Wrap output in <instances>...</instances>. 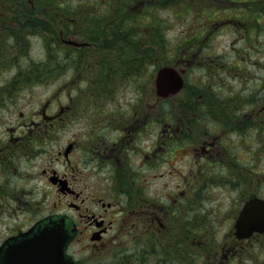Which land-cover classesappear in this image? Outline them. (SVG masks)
Masks as SVG:
<instances>
[{
  "label": "rangeland",
  "instance_id": "374dc122",
  "mask_svg": "<svg viewBox=\"0 0 264 264\" xmlns=\"http://www.w3.org/2000/svg\"><path fill=\"white\" fill-rule=\"evenodd\" d=\"M82 1L89 2L81 16L77 17L78 23L72 25L80 27L77 34L72 35L77 41L87 40V34L83 32L85 28H88L90 37L96 38L99 30L104 32L109 29L115 20L112 17L105 22L93 17L98 13L101 0ZM24 2L26 12L18 9L0 14V147L4 143L8 145L6 153H0V157L5 156V161L0 162V196L8 197L0 203V240L6 234L3 228L5 222L9 223L4 225L6 228L11 225L21 228L30 224L29 220L38 210H41L38 215L55 210L52 203L58 201V197L54 193V185L46 179L48 172L45 174V169L67 172V160L85 165L93 154L88 151L90 139L95 143L100 141L98 138L105 141V138L117 135L120 125H123L121 117L126 119L130 106L134 105L138 96H141V106L150 104L154 108L153 129L146 136L151 140L149 146L143 142L136 148L139 156L157 146L164 123L171 120L169 116L173 118L171 122L174 125L178 124L181 112H192L190 107L194 101V111L211 119V122L204 120L202 128L189 126L181 137L190 141L196 139L199 133L207 136L208 142L216 141L220 152L228 148L231 153H237L238 163H242V157L248 158V171H255L248 174V180L252 177V180L262 177L261 180H264V0H141L130 16L143 15L144 8L148 9L151 5L149 16L152 20L143 23L149 25L150 32L139 26L140 38L135 39L130 37L133 30H125L121 36L123 52L119 57L111 55L107 46L98 47L100 53L113 56L105 60L106 69L101 70L99 76V66L97 59L93 58L92 49L83 47L81 57L66 53L65 50L71 48L61 39L71 35L61 34V28L55 25L52 10L50 14H42L41 11L47 8L45 4ZM30 4H37L40 11H31ZM70 4L74 9L78 6L76 0H70ZM258 14L259 25L255 21ZM34 15L48 20L50 25L43 26L40 21H34ZM111 16L116 18L115 13ZM116 19L118 23L120 17ZM258 26L261 27L255 32ZM247 28L259 37L253 45L239 41L242 35L248 33ZM196 36H200L201 40L196 48L185 52V60L179 66L184 69V88L161 104L154 88L158 67L172 65L173 58L179 56L176 50H185V41ZM145 47H151L154 52L142 63L141 76L137 81L125 70L136 64V55L142 53ZM194 51H202L204 58H191ZM206 56L219 57L215 64L210 65V82L204 80L203 68H199L200 63L206 65L203 61ZM119 63L123 65L124 72ZM77 68H81L80 72H76ZM235 72L239 73V77L234 75ZM242 75L246 78H240ZM97 82L99 84L95 85ZM102 85L105 88L103 93ZM42 110L48 118L45 122L40 117ZM213 124L217 127L215 132ZM253 126L258 128V136L252 131ZM37 132L41 134L36 139ZM21 139L29 143L26 150L21 147ZM69 142L75 143V149L67 157L63 151ZM174 147L178 149L180 144ZM179 159L181 157L177 154L172 156L173 161ZM162 164L144 162L141 169V178H144L141 183L138 180L135 192L128 184L117 186L129 188L130 193H139L137 196L154 197L155 203L163 209L181 205L182 220L169 217L166 222H182L186 231L201 228V231H207L208 236L213 232L216 237H221L230 227L233 212L240 203L237 192L255 189L264 194L263 182L255 184L257 187H227L225 180L238 177H229V170L220 171L224 169L223 165H199V169L204 168L201 169V182H197L194 173L190 172L183 182L184 160L174 167ZM117 174L119 180L123 173L119 171ZM147 175L156 176L150 179ZM238 175L243 174L240 172ZM246 175L243 176L245 179ZM187 182L189 185L185 186ZM48 193L47 199L41 198ZM167 193L170 197L165 198ZM138 204L146 203L139 201ZM148 238L144 236L142 242L125 243L115 256L109 254L108 257L118 263L125 256L130 259L129 264H137L132 251L137 247L132 246L137 243L149 246ZM164 249L157 247L155 252H148L147 263L180 264L176 251H170L165 262L159 261L157 254L165 258ZM79 253L76 257L84 261L89 259V254L83 258ZM253 255L256 256L255 253ZM183 263L194 264L191 257Z\"/></svg>",
  "mask_w": 264,
  "mask_h": 264
},
{
  "label": "flooded vegetation",
  "instance_id": "af4514ba",
  "mask_svg": "<svg viewBox=\"0 0 264 264\" xmlns=\"http://www.w3.org/2000/svg\"><path fill=\"white\" fill-rule=\"evenodd\" d=\"M25 6L24 0H0V14L18 9L22 12ZM30 6L36 10L39 9L37 4H30ZM70 20L74 24L76 18L71 16ZM146 32L148 33L149 30L147 29ZM248 40H250L249 35H242L239 41L249 43ZM86 48L92 49L93 52V44H88ZM198 55H201V51L198 52ZM140 103L141 100H135L134 105L130 106L126 119L121 117L123 125H120L117 135L105 138V141L98 138L97 140L100 141L95 143L90 139L91 147L88 151H92L93 154L85 165L67 160L69 162L68 165H65L66 168H69L67 172L60 173L53 168L45 169V174L48 172L46 179L54 185V193L58 197V201L52 203V208L55 210L39 215L41 210H38L37 214L29 220L30 224L21 228H15L12 225L6 228L4 225H9V223L5 222L3 228L6 230V234L0 240V247L12 245L11 242L15 238L8 243H4L5 239H11L35 225L37 233H41L43 230L49 231V228L50 231L53 229L54 233L51 234L54 241H57V235L60 232H63L61 235L68 236L65 251L72 258V264H129L130 259H126L125 256L115 263L117 261H112L108 255L115 256L119 247H124L125 243L130 244V241L142 242L144 236L149 237L147 242L149 246L140 243L132 246L137 247L135 250L132 249L134 251L133 259L137 264L141 259L144 264H148V252H155L157 247L161 249L166 247L164 249L165 258L157 254L158 260L162 262L168 259L170 251H176L180 264H184L183 261L189 260L190 257L194 264H264V232H254L250 237L241 238L236 236L234 228L235 218L244 202L250 194L264 197L260 191L250 189L248 192L244 190L237 192V200L240 203L236 211L233 212L234 217H231L230 227L221 237H216L213 232L208 236L207 231H201L199 225L200 229L198 230L186 231L182 222L167 224L166 221L169 217H179L182 220L184 214L180 212L181 205L163 209L161 205L155 203L154 197L137 196L139 193H133L138 180L141 183L144 178H141L144 162H162V166L167 163L174 167L184 160V171L181 174L183 182L189 172L194 173L197 182H201V169L204 168L199 169V165H223L224 169H219L220 171L227 172L229 170V177L230 175L238 177L225 180L227 187H257L255 184L258 182L264 183V180H261L263 177L256 180L247 179L249 174L248 158L242 157V163H238L237 153H231L228 148H223V152H220L221 149L216 146V141L208 142L207 136H203L201 133L196 139L190 141L181 137L182 134H185L187 127L197 125L195 128H202L201 122L208 120L203 114H197V110L189 112V114L181 112L176 125L171 122L173 118L169 116L171 120L164 123L157 146L149 151L147 148V152L139 156L136 148L143 142L149 146L151 137L146 138V136L151 134L149 130H152L154 125L152 105L141 106ZM192 104L194 105V101ZM190 110L192 111V108ZM40 113L42 122L47 121L48 118L44 115L43 110ZM217 121L219 120L217 119ZM208 122H211V119ZM219 126L221 125L219 124ZM213 127L215 128V126ZM204 133L207 134L208 131L205 130ZM40 134L37 132L35 138L37 139V135ZM68 144L70 145L67 157L75 149L74 142ZM175 144H180V147L175 148ZM221 145L224 144L221 142ZM7 146L4 144V148L0 147L1 154L6 153ZM81 154L77 153L76 155ZM175 154L179 155L181 159L173 161L172 156ZM88 155L91 154L88 153ZM4 161L5 156L3 155L0 157V162ZM234 170L237 171L234 172ZM119 171H122L123 176L118 180L117 173ZM240 172L243 175L239 176ZM244 174H247L246 179L243 177ZM155 176L147 175L150 179ZM136 177L138 178L135 180ZM118 184L124 186L128 184V187L130 186L133 191L130 193L128 192L129 188H120L117 186ZM187 185L189 182L185 183V186ZM141 186L143 187V185ZM179 186L177 183V187ZM49 194L41 198L47 199ZM168 197L170 194L167 193L165 198ZM6 198L8 197L0 196V203ZM139 201H144L146 204H138ZM164 215L165 219L163 220ZM54 246L47 245V247ZM139 247H144V249L140 250ZM78 253L83 258L89 254V259L81 260L76 257ZM254 253L256 256L253 255Z\"/></svg>",
  "mask_w": 264,
  "mask_h": 264
},
{
  "label": "trees",
  "instance_id": "16d2710c",
  "mask_svg": "<svg viewBox=\"0 0 264 264\" xmlns=\"http://www.w3.org/2000/svg\"><path fill=\"white\" fill-rule=\"evenodd\" d=\"M29 3H37V1L41 4H45L46 5V11H41L42 14L46 13V14H50L51 10L53 15V19L56 21L55 25H57L58 27H60V31H62L63 35H73V34H77V32L79 31L80 27H73L71 21H70V17L73 16L74 18L81 16L83 9L87 7V4L89 1H82V0H76L77 2V7H72L70 4V0H28ZM170 1V0H169ZM141 2V0H101L98 4H100V7H97V14H94L93 17H97L98 20L100 19H104L105 22L108 21V19L112 18L115 19L112 23L113 25H111L109 27V29L105 30L103 32V30H99L97 33V37H93V36H89L88 35V28H85L83 30V32H85L87 34V42H95L93 44V52L95 55L93 58L97 59V64L99 66L98 69V76L100 75L101 70H105L106 69V59L109 58H113V56L107 55L106 53H100V49H98V47L100 48V46L105 47L107 46V51L111 54L114 55V57H119V55L122 54L123 50L121 49V36L123 34V32L128 31V30H133V33L131 34V38H140V36H138L139 31L141 32V30L138 29L139 26H142L145 29H148L150 32V27L149 25H144L143 23H150L152 18L151 16H149V12L151 13V5L147 8H144L143 10V15H136V16H130V12L132 10H134V8ZM97 4V5H98ZM155 8V7H154ZM33 12H36V9L31 8L30 9ZM38 11H40L38 9ZM22 12H26V9H23ZM113 13L116 14V18H119V22H116V18L115 16H111ZM110 15V16H109ZM260 14L257 15L255 21L257 22V24L259 25V16ZM141 17V18H139ZM34 21H40L41 25L45 26V25H50L48 20H44V19H39L37 17V15H34L33 17ZM78 23V21H76ZM142 24V25H141ZM110 25V24H107ZM106 26V25H105ZM264 27V24L263 26ZM49 28V27H47ZM46 28V29H47ZM44 29V30H46ZM248 29V33L246 34L247 36L249 35L250 40H248L249 45H253L254 42H256L257 40V36H254L252 32V30L250 28ZM260 29V27H257L256 31ZM254 32V31H253ZM104 35V38L102 40V36ZM109 35H111L110 37H108ZM129 33L126 34V36H128ZM86 40V39H85ZM199 37H194L192 38V40H187L185 41L186 43H184L183 46L186 47L185 50L178 48L176 50V53H179L178 58H173L172 63H177L179 60L183 59L184 57H181L183 55V52H188L191 50V48H195L198 44ZM69 48H71V50H65L66 53H72V55H79L81 57V53L82 50L81 49H77L75 47H71L69 46ZM153 49L151 47H145V49L143 50L142 53H139L136 55L135 58V65L131 66L129 69L125 70L126 72H129L133 77H136L137 81L139 79V77L141 76L140 73V69L142 67V63L146 62L149 58L152 57L153 55ZM141 54V56H140ZM98 55V57H97ZM139 57V58H138ZM88 58V57H86ZM83 60V59H82ZM210 60H217L214 57H210V58H205L203 61L206 64V67L203 68V78L204 80H208L210 82V78L208 76L209 71H210ZM85 65V63H84ZM118 66L122 69V71L124 72L123 69V65L121 63L118 64ZM225 67H223L224 69ZM212 69V68H211ZM81 68H77L76 72H80ZM242 77L246 78L245 76L242 75ZM202 78V79H203ZM103 81V79H102ZM99 83L97 82L95 85H98ZM210 84V83H209ZM208 84V85H209ZM206 85L205 88L208 86ZM202 86V85H201ZM103 89L101 90V92L103 93L105 91L104 85L101 86ZM204 87V86H203ZM205 90V89H204ZM209 97V96H208ZM207 97V98H208ZM141 98V96H140ZM138 96V100H141ZM209 99V98H208ZM250 101V100H249ZM251 102V101H250ZM253 104V102L251 103V105ZM257 132V131H256ZM30 139V138H29ZM28 142V141H27ZM34 143V141H33ZM35 144V143H34ZM25 147V150L27 148H29V143L26 144V139L21 141V147ZM2 148H4V146H2ZM144 263L143 259H141L140 264Z\"/></svg>",
  "mask_w": 264,
  "mask_h": 264
},
{
  "label": "water",
  "instance_id": "95a60500",
  "mask_svg": "<svg viewBox=\"0 0 264 264\" xmlns=\"http://www.w3.org/2000/svg\"><path fill=\"white\" fill-rule=\"evenodd\" d=\"M63 41L75 46L82 44L72 39ZM154 86L159 98H167L180 91L183 79L175 67L164 65L156 71ZM236 227L238 230L244 228L249 233L253 230H263L264 200L250 199L240 212ZM33 229L23 233L24 237L16 244L0 247V264H72V258L64 252L67 235H61L63 232H60L57 235V241L52 240V244H50L51 236L54 233L53 229L50 231L49 228L48 232L43 231L40 235H37ZM49 244L55 245V247H47ZM43 245L45 247H42Z\"/></svg>",
  "mask_w": 264,
  "mask_h": 264
}]
</instances>
